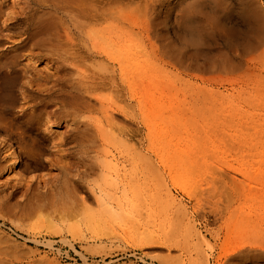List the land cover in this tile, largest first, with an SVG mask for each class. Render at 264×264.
<instances>
[{
    "label": "rangeland",
    "instance_id": "obj_1",
    "mask_svg": "<svg viewBox=\"0 0 264 264\" xmlns=\"http://www.w3.org/2000/svg\"><path fill=\"white\" fill-rule=\"evenodd\" d=\"M179 1L94 0L97 45L113 42L128 57L125 89L118 64L115 84H90L91 77L79 74L96 69L83 52L73 61L76 69L66 56L35 44L46 38L74 52L69 47L86 39L74 26L90 21L57 16L47 25L48 9L36 0H0V47L12 49L7 45L18 39L22 47L12 49L18 67L35 83L84 82L91 97L80 111L49 103L53 127L43 134L32 132L34 118L26 117L37 106L21 94L29 78L12 89L8 116L25 117L12 145L19 161L14 178L1 170L0 153V264H234L236 147L242 137H264V41L240 46L233 68L214 67L225 46L217 31L184 43L189 32L178 21ZM217 1L220 16L237 5ZM244 3L258 7L264 33V0ZM230 21L248 30L240 16ZM248 40L239 38L242 46ZM165 46L175 53H162ZM30 60L38 61L34 69ZM75 120L92 128L77 130ZM94 126L102 127L101 136ZM90 135L101 139L98 153L86 148ZM32 156L43 164L27 166ZM30 173L41 177L28 182ZM77 176L85 186L74 200L66 193L68 179ZM87 187L94 190L90 196Z\"/></svg>",
    "mask_w": 264,
    "mask_h": 264
},
{
    "label": "bare ground",
    "instance_id": "obj_2",
    "mask_svg": "<svg viewBox=\"0 0 264 264\" xmlns=\"http://www.w3.org/2000/svg\"><path fill=\"white\" fill-rule=\"evenodd\" d=\"M86 0H36L43 8L48 9L46 17L42 21L47 25H52L57 20V16H68L71 18H83L90 22L79 23L74 26L78 33L86 35V39H81L78 43L72 44L69 51L62 44L55 40L40 39L35 44L50 50L53 54L66 56L67 60L74 67L79 68V64L73 63L76 61L81 52H83L86 60H90L92 70L91 76L79 74L80 77H91L89 83L100 82L115 84L116 83V65L120 69V83L125 89H130V64L127 65L128 57L126 55L119 56L117 45L113 42H106L102 46L96 43L97 31L94 29L95 19L99 17V12L95 9L94 0H89L90 8L86 9ZM109 1V0H108ZM209 0H184L179 1L181 15L179 23L184 30L189 32V37H184V43L193 44L201 39L202 34H208L212 31H217L225 50L220 53V60L213 63L214 67L231 69L234 67L233 61L240 55L239 48L249 49L252 46V38L259 39V42L264 41V33L261 32L257 23V18L260 19L261 12L256 5L252 7L246 6L244 0H237V7H231L226 10L228 14L220 16V4L214 0L213 6L207 9ZM0 2V9H1ZM15 4V0H11V5ZM234 16H240L242 20L248 21V30L240 31L230 19ZM186 34V33H185ZM187 36V34H186ZM249 38L246 45L242 46L239 38L243 43L246 38ZM17 42L8 44L12 49L21 48L22 45L18 39ZM12 49L4 50L0 47V153L4 155L5 163L1 170H6V173L14 178L16 170H18V157L12 145H15L14 137L18 128V119L24 118L25 115L16 114V116H8L9 102H14L15 97L12 94V89L17 82L24 78L26 69L18 67L16 61L17 53ZM162 53H175L171 46H165ZM200 51H195L194 56H198ZM85 60V61H86ZM105 60L106 62H104ZM117 60L118 62H116ZM108 61V62H107ZM37 60L28 61L27 65L34 69ZM99 81H98V80ZM33 82L30 78L25 81L26 86L21 89L22 96H31L36 101V107L32 112L27 113V119L34 121L30 125L32 132L39 131L40 133H51L53 123L49 120L47 107L49 103H60L61 105L69 106L70 108L80 111L91 106V97L86 94L88 88L84 89V82H76L74 79L69 85L61 84L58 86H49L44 83L45 80ZM123 87V88H124ZM118 90V88L116 87ZM6 94L4 95V92ZM112 110V111H111ZM107 111L108 119L113 120V113L117 110L112 108ZM37 111V112H36ZM36 120V121H35ZM74 128L80 130V127L90 128V124L74 121ZM92 128V127H91ZM96 128L98 137L102 135V127ZM1 136L3 138L1 139ZM98 141L91 135L86 139V148L90 152L97 151ZM98 153V151H97ZM236 173L237 178L234 179L238 211V228L236 247L232 258L234 264H264V137L246 136L242 137L237 142L236 147ZM42 165L43 160L36 156L31 157V161L27 164ZM40 175L30 173L26 180L30 182L34 179H40ZM85 180L82 177L68 179L71 189L66 193L67 198L76 199L79 187H84ZM71 191V192H70ZM94 192L93 189L87 187L84 191L86 196H90ZM83 198V197H82Z\"/></svg>",
    "mask_w": 264,
    "mask_h": 264
}]
</instances>
